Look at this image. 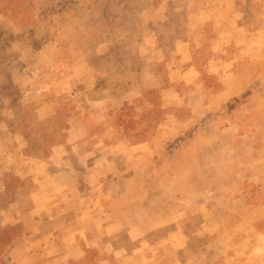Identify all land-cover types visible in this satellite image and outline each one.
Returning a JSON list of instances; mask_svg holds the SVG:
<instances>
[{
  "label": "rangeland",
  "instance_id": "rangeland-1",
  "mask_svg": "<svg viewBox=\"0 0 264 264\" xmlns=\"http://www.w3.org/2000/svg\"><path fill=\"white\" fill-rule=\"evenodd\" d=\"M0 264H264V0H0Z\"/></svg>",
  "mask_w": 264,
  "mask_h": 264
},
{
  "label": "crops",
  "instance_id": "crops-1",
  "mask_svg": "<svg viewBox=\"0 0 264 264\" xmlns=\"http://www.w3.org/2000/svg\"><path fill=\"white\" fill-rule=\"evenodd\" d=\"M72 79H75L77 81L80 82L81 85L84 84L83 80L79 78V76H77L74 72L73 74V78ZM90 81V79H89ZM96 80L95 79H92L91 80V86L88 88V90H86L85 88L86 85L84 84L83 88L86 90H80L79 91V95L80 97H82L81 95H84V98H87L88 95H92L94 93L97 92V87L95 86L96 84ZM82 88V89H83ZM227 89L226 88H223L221 91H219V93H217V96L219 97L220 95H223L224 92H226ZM141 93V92H140ZM76 94V92H75ZM136 96V95H135ZM78 103L77 104H81L82 100H77ZM82 104H84V101L82 102ZM36 113V112H35ZM194 135V134H192ZM196 136H193L192 139H190L189 141H193ZM90 160V159H89ZM179 182H182V186H180L181 188H184V189H180V188H174V191H173V198L171 199V207H173L171 209V214H170V219H178L180 218L184 213H186L188 210L191 211L192 209L194 210H198L200 208V206L204 203V201H201L199 199H195L191 196V191H190V188H189V184L188 183H185L183 181H177V185H179ZM173 186V184H172ZM179 187V186H178ZM186 190V191H185ZM189 196H191L190 198H188ZM240 197H237V199H239ZM181 206V208L178 207ZM185 206V207H184ZM184 209L186 211H184ZM195 213V212H194ZM188 214V213H187ZM192 214V213H191ZM167 216H164V217H159V220L162 221L163 219H167L166 218Z\"/></svg>",
  "mask_w": 264,
  "mask_h": 264
}]
</instances>
